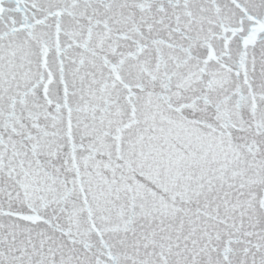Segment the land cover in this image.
<instances>
[{
  "label": "snow or ice",
  "instance_id": "1",
  "mask_svg": "<svg viewBox=\"0 0 264 264\" xmlns=\"http://www.w3.org/2000/svg\"><path fill=\"white\" fill-rule=\"evenodd\" d=\"M0 264H264V0H0Z\"/></svg>",
  "mask_w": 264,
  "mask_h": 264
}]
</instances>
